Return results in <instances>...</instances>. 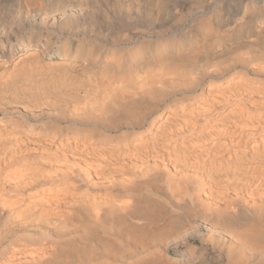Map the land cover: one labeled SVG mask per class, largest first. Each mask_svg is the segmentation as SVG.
Wrapping results in <instances>:
<instances>
[{
    "label": "bare ground",
    "instance_id": "bare-ground-1",
    "mask_svg": "<svg viewBox=\"0 0 264 264\" xmlns=\"http://www.w3.org/2000/svg\"><path fill=\"white\" fill-rule=\"evenodd\" d=\"M0 264H264V0H0Z\"/></svg>",
    "mask_w": 264,
    "mask_h": 264
}]
</instances>
